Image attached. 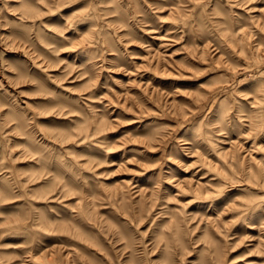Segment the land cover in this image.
Masks as SVG:
<instances>
[{"label":"rangeland","instance_id":"374dc122","mask_svg":"<svg viewBox=\"0 0 264 264\" xmlns=\"http://www.w3.org/2000/svg\"><path fill=\"white\" fill-rule=\"evenodd\" d=\"M0 264H264V0H0Z\"/></svg>","mask_w":264,"mask_h":264}]
</instances>
